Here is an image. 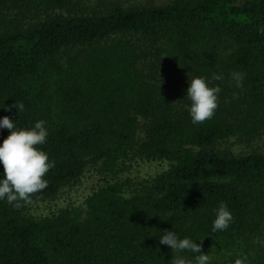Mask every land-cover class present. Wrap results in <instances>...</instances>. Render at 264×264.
Returning <instances> with one entry per match:
<instances>
[{
    "label": "trees",
    "instance_id": "16d2710c",
    "mask_svg": "<svg viewBox=\"0 0 264 264\" xmlns=\"http://www.w3.org/2000/svg\"><path fill=\"white\" fill-rule=\"evenodd\" d=\"M262 28L264 0H0V116L17 128L44 120L38 147L55 162L30 203L0 200V264L193 260L160 244L164 230L197 240L208 264H264ZM193 76L220 88L200 123L188 113V84L176 86ZM130 157L167 167L131 194L119 181L102 186L84 210L28 214L89 166L111 173ZM221 201L233 219L213 233Z\"/></svg>",
    "mask_w": 264,
    "mask_h": 264
},
{
    "label": "clouds",
    "instance_id": "9594fccd",
    "mask_svg": "<svg viewBox=\"0 0 264 264\" xmlns=\"http://www.w3.org/2000/svg\"><path fill=\"white\" fill-rule=\"evenodd\" d=\"M264 31V28L259 29ZM232 77L236 86L240 87L243 73L234 72ZM221 75L213 74L212 79L219 80ZM219 86L211 85L204 76H193L188 81L186 97L190 104L188 113L192 123H200L211 119L218 106ZM5 107L7 111V106ZM22 112L24 104L14 102L12 105ZM15 119L9 116H0V129L10 130L9 134L0 141V200H4L13 207H20V202L30 203L32 194L44 189L47 180L44 178L48 170L54 167V160L49 159L48 153L42 148L48 136V129L44 120H37L31 127L17 128ZM215 217L212 221L213 233L228 228L233 217L228 206L221 201L214 209ZM160 244L166 245L173 251L188 250L195 253L193 260H186L182 256L173 258L172 264H208L209 255L202 252L201 245L190 237H179L172 230H164L159 237ZM235 264H242L240 259Z\"/></svg>",
    "mask_w": 264,
    "mask_h": 264
},
{
    "label": "rangeland",
    "instance_id": "374dc122",
    "mask_svg": "<svg viewBox=\"0 0 264 264\" xmlns=\"http://www.w3.org/2000/svg\"><path fill=\"white\" fill-rule=\"evenodd\" d=\"M167 1L169 0H111V2L128 6ZM187 84L186 81L177 83L178 91L181 92L183 88L185 89ZM230 144L234 149H241L236 139L230 140ZM166 167L167 165L163 161H144L135 157H130L121 167L111 173L103 172L98 166H89L78 182L65 188L54 199L31 204L28 208V214L39 218L53 215L66 208H81L84 210L85 203L90 195L102 186L116 181L125 185L126 194H131Z\"/></svg>",
    "mask_w": 264,
    "mask_h": 264
}]
</instances>
